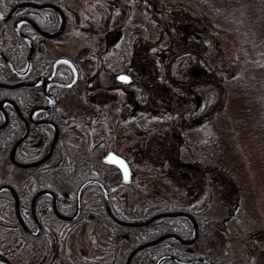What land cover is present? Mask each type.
<instances>
[{"label": "rangeland", "instance_id": "374dc122", "mask_svg": "<svg viewBox=\"0 0 264 264\" xmlns=\"http://www.w3.org/2000/svg\"><path fill=\"white\" fill-rule=\"evenodd\" d=\"M11 1L3 0L7 4ZM238 1L246 5L251 2ZM63 3L71 17L66 32L52 43L59 45L58 51L80 63L82 70H90L92 77L91 93L83 96V100L77 99V111L92 112L94 143L103 139L102 145L114 146L132 161L129 185L123 193L114 194L116 208L125 215L134 213L135 217H142L146 215L145 205L154 198L170 204L205 201L204 212L213 219L216 230L214 238L236 264H252L254 254L264 250V141L262 133L256 137V143L248 137V126L239 107L258 91L236 92L227 82L229 76L249 72L244 61L247 33L233 30L224 21L218 22L200 2L193 0H65ZM157 9L163 13H157ZM174 15L183 21L191 19L202 28L201 43L209 48L206 55L213 56L216 72L223 79L221 92L227 109L216 116L212 112L213 122L203 120L202 116L188 119L180 106L174 111L167 110L155 90L154 79L146 81L150 84L144 90L140 81L135 80L140 73L144 77L151 75L154 63L158 64L168 41L163 26ZM205 18L209 24L204 23ZM256 63L263 72L260 74L264 86V60L259 58ZM124 71L131 74V83L114 87L118 84L116 73ZM202 87L211 101L221 98L217 89ZM125 88L131 95L136 93L128 102ZM147 100L152 101L153 112L138 108L139 102ZM148 123V130L142 133V125ZM175 123L178 128H174ZM4 167L1 159L0 178ZM16 170L14 182L20 181L23 173ZM84 198L99 197L87 193ZM4 210L0 202V262L47 263L42 261V254L20 239L15 227L12 229L4 221ZM44 221L47 230L64 224L51 214H46ZM109 225L87 215L80 225L68 228L63 238L55 237L56 264H71L78 257H89L92 248L104 240Z\"/></svg>", "mask_w": 264, "mask_h": 264}, {"label": "trees", "instance_id": "16d2710c", "mask_svg": "<svg viewBox=\"0 0 264 264\" xmlns=\"http://www.w3.org/2000/svg\"><path fill=\"white\" fill-rule=\"evenodd\" d=\"M193 1L200 2L206 11L213 18L217 19L218 22L224 21L233 30H241V32L245 31L247 33V35L245 34L244 40V48L246 50L244 61L249 72L243 75L229 76L227 82H229L236 92L239 91L246 94L250 91H258L251 99L245 101L241 106L239 105V109L244 115V120H246V125L248 126L250 133L248 137L256 143V137L261 136L262 133L261 140L264 141V94L261 92L264 91V86L261 85L263 74H260L263 72L259 71L260 67L256 63V60L259 58L264 60V0H250L251 2L248 5L246 3L241 4L238 0ZM156 12L163 13L161 9H157ZM257 14H260L261 17H257ZM204 23L209 24L206 18ZM163 27L168 41L162 52L163 54L158 60V64L154 63V68L150 73L151 75L144 77L140 73L139 76L135 77V80L140 81V86L144 90L145 85L150 84L146 81L154 79L155 90L159 92V98L165 103L167 110L174 111L180 106L181 111H186L188 119L200 118L202 116L203 120L212 121L215 118H212V115L216 116L218 112H225L227 108L226 101H224L225 97L221 92L222 86L224 85L223 79L216 72V66H214V61L211 59L213 56L207 57L206 55V51L209 48L207 45L201 43L200 31L202 28L195 25L191 19L183 21L179 16L176 17L175 15L169 22H165ZM0 45H2L3 54L10 60L12 65L16 69L21 68L26 55L24 41L12 33L11 37L1 38ZM0 61L4 68V72L0 71V73H9L6 63L2 59ZM174 65L175 69L173 70L172 66ZM174 71L175 74H173ZM1 77L2 74H0ZM202 85L217 89L218 95H221V98L219 100L218 98H213L211 101L210 96L205 95V89ZM6 91L7 89L0 87V96L4 95ZM133 96L136 97L135 92H133ZM126 99L127 102L130 101L127 96ZM142 103L139 102L140 106L138 108L149 109L148 111L153 112L154 106L151 104L152 101L147 100ZM212 112L214 113L212 114ZM185 120L187 121V118ZM200 122L202 123L201 119L199 125L201 124ZM148 127L149 123L143 124L142 133L146 132ZM174 128H178L176 123L174 124ZM261 144L262 142L260 141L259 145ZM164 149L169 151L166 147ZM8 150L9 144L5 140H2L0 142V158L5 156ZM51 174H56L55 178L57 179L58 172L56 168H53L50 172L45 171L44 186H48L46 185L47 183L51 184L54 182L52 179H48ZM78 174L80 179L77 180L74 187L83 179L81 176L82 173L79 172ZM109 175L110 182L117 183L119 181L117 173L110 171ZM62 183L63 180L60 181L57 179L56 184L58 188H60ZM88 187L83 190L82 196L90 192ZM97 192L99 193V198L81 200L79 216L71 221L69 226H59L55 230L43 229L37 236L27 235L21 227H17L16 229L21 237L20 239L25 243H29L32 250L42 254V261H48L45 264H56V248L54 242L57 238L55 240V237L62 236L63 238L68 228L70 229L73 225H80L85 221L82 216L88 215L109 222L110 228L107 230L104 240L92 248L89 257L87 255L82 258L78 257L79 259L71 264H125L128 252L137 244L155 239L167 233H175L182 238H188L192 233L191 222L183 216H163L142 226H122L114 223L103 207L101 193L99 191ZM0 202L4 204V221L9 224H18L14 212L13 198L8 191H0ZM28 202L29 197H19V205H27ZM115 202V195L109 196L112 212L124 221L142 220L157 212L179 210L187 211L194 215L198 224V236L194 243L188 245L182 244L173 238L166 237L157 243L138 250L131 257L129 264H155L156 259L165 254L180 259L204 257L216 264H234V261L224 251L222 244L214 238L216 235L214 232L216 230L212 226L213 219L204 212L206 208L205 201L201 203H184L178 201L170 204L154 198L145 205L144 212L146 215L142 217H135L134 213L130 215L123 214L116 208ZM202 241L204 243L197 248L196 245ZM44 252L47 253L44 254ZM48 253L50 255L47 258ZM254 255L255 261L252 264H264V250L258 251ZM0 264L7 263L2 261ZM36 264H42L41 260ZM160 264L179 263L172 259H164ZM191 264L206 263L194 262Z\"/></svg>", "mask_w": 264, "mask_h": 264}, {"label": "flooded vegetation", "instance_id": "af4514ba", "mask_svg": "<svg viewBox=\"0 0 264 264\" xmlns=\"http://www.w3.org/2000/svg\"><path fill=\"white\" fill-rule=\"evenodd\" d=\"M22 2L30 4H23L8 14L13 6ZM63 2L65 0H13L7 4L0 0V15L7 16L0 20V39L11 37L13 33L24 41L26 49L24 63L21 68L16 69L22 72L21 76L13 74L8 66L9 73H0V83H19L14 87H2L7 91L0 96V142L5 140L9 144L8 152L0 158L5 162L0 185L9 184L14 188L18 199V212L31 230H35L38 224L41 231L47 228L44 221L46 214L61 220L53 211V200L60 214H72L77 207V189L85 180L95 179L100 182L109 198L114 194L123 193L133 176L132 161L127 155L116 150L114 146L102 145L103 139L93 142L92 112L89 111L88 114L87 111H77V99L83 100V96L91 93L92 77L90 70H82L80 63L69 54L58 51L59 45L52 43L66 32L71 17L66 3ZM43 3L52 6L33 5ZM100 11H103L102 8ZM62 20L60 32L54 37H47V33H54L59 29ZM25 38L30 39L33 44L29 66L27 55L30 43ZM0 52L3 54L2 45ZM0 59L4 61L1 56ZM0 71L4 72L1 61ZM121 73L127 74L130 79H117V75ZM115 80L118 84L114 87L129 85L132 76L127 71L118 72ZM125 91L124 95L131 100L133 95L129 94L126 88ZM12 147L14 160L10 158ZM108 151H113L127 161L130 169L128 182H123L119 170L114 165L103 160ZM12 160L24 166H19ZM53 168L58 172L57 179L63 180L60 188L56 184V174H51L48 178L54 182L44 186L45 171L50 172ZM14 169L23 172L20 181L14 182ZM110 171L117 173V183L109 181ZM79 172L82 173L83 179L74 187L80 179ZM87 186L89 193H96L98 197L97 191L101 193L106 210L100 186L91 183L83 190ZM42 190H48L52 195L40 193ZM83 190L79 197L76 218L80 213L81 200L85 199L86 194L82 196ZM8 192L14 202V195ZM19 197H29L28 204L19 205ZM82 218L87 219V216ZM16 220L18 224H8L17 228V217ZM62 221L64 224L61 226H69L71 222Z\"/></svg>", "mask_w": 264, "mask_h": 264}, {"label": "water", "instance_id": "95a60500", "mask_svg": "<svg viewBox=\"0 0 264 264\" xmlns=\"http://www.w3.org/2000/svg\"><path fill=\"white\" fill-rule=\"evenodd\" d=\"M28 2H22V3H19L15 6H13L9 13L8 14H11L17 7L19 6H22L23 4H27ZM30 4V3H28ZM34 6H37V7H46V6H52L50 5L49 3H43V4H33ZM7 16H1L0 15V20L2 19H5ZM63 26V20L61 21V24H60V27L59 29L54 32V33H47L46 36L47 37H54L58 34V32H60L61 28ZM16 30H17V26H15ZM27 41H29L30 43V47H29V53L27 55V64L28 66L30 65V57L32 55V50H33V44H32V41L30 39H27L25 38ZM0 56L4 59V61L6 62V64L8 65L9 69L11 70V72L13 74H15L16 76H21L22 75V72L20 70H16L12 64L10 63V61L0 52ZM121 74H124V73H121ZM121 74H118L117 75V79H119L118 77L121 75ZM124 75H127V74H124ZM128 76V75H127ZM19 85V83H14V84H6V83H0V87H14V86H17ZM13 150H14V147H12L11 151H10V158H12L14 160V156H13ZM109 153H112L114 156H118L120 157L123 161H124V164L127 168V179H125V173L124 171L120 168V166L118 164H113V163H110L108 161H105L104 159V156L109 154ZM103 156V160L109 164H112L114 165L120 172V175H121V178L123 180V182H128L129 179H130V169H129V165L127 163V161L120 155L114 153L113 151H108L106 154ZM12 160V161H13ZM14 163H16L15 161H13ZM17 165L19 166H24V164H21V163H16ZM91 183H95V184H98L100 186V188L102 189L103 191V194H104V203H105V207H106V211L109 215V217L115 221L116 223L120 224V225H123V226H142V225H146L148 223H150L152 220L156 219V218H159V217H162V216H184L186 218L189 219V221L191 222V225H192V234L189 238H186V239H183L181 238L180 236L174 234V233H167V234H164V235H161L155 239H152V240H149V241H145L143 243H140L138 245H136L135 247H133L127 257H126V260H125V264H129L130 263V259L132 257V255L137 252L138 250H140L141 248H144L148 245H151V244H154L156 242H159L161 241L162 239H164L165 237H171L175 240H177L178 242L180 243H183V244H191L193 243L196 238H197V235H198V225H197V221L195 219V217L186 212V211H169V212H159V213H156V214H153L152 216L144 219V220H135V221H123V220H120L118 219L117 217H115L110 208H109V204H108V198H107V195H106V191H105V188L104 186L98 182L97 180L95 179H88V180H85L84 182H82L80 184V186L78 187L77 189V207L75 209V211L73 212V214L71 215H63V214H60L57 209H56V206H55V201L53 200V211L54 213L61 219L63 220H71L73 219L77 214H78V211H79V197H80V194L83 190V188L88 185V184H91ZM2 189H6L8 191H10L13 195H14V205H15V211H16V214H17V217L19 219V222L21 223L22 227L25 229V231L30 234V235H36L40 232V225L38 224L37 225V228L35 231H31L29 230L25 224L23 223L20 215L18 214V200H17V196H16V192L14 190V188L9 185V184H1L0 185V190ZM40 193H47V194H51L52 193L48 190H42L40 191ZM164 259H172L173 261L179 263V264H191V263H194V262H204V263H207V264H215L214 262H211L209 261L208 259L206 258H202V257H197V258H192V259H187V260H184V259H180V258H177V257H174L172 255H169V254H166V255H161L159 256L157 259H156V262L155 264H160V262Z\"/></svg>", "mask_w": 264, "mask_h": 264}, {"label": "snow or ice", "instance_id": "6c2138e0", "mask_svg": "<svg viewBox=\"0 0 264 264\" xmlns=\"http://www.w3.org/2000/svg\"><path fill=\"white\" fill-rule=\"evenodd\" d=\"M64 62L67 63V61H64ZM118 78L124 81H127L128 79H130L127 75H124V74H121ZM104 159L105 161H108L110 163L118 164L125 173V179H127V168L124 164V161L120 157L114 156L112 153H109L104 156Z\"/></svg>", "mask_w": 264, "mask_h": 264}]
</instances>
